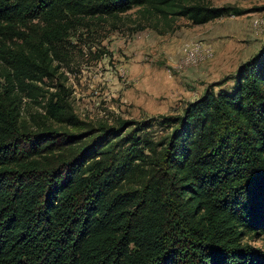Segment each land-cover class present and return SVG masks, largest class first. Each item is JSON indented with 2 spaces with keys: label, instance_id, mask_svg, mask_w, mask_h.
<instances>
[{
  "label": "trees",
  "instance_id": "16d2710c",
  "mask_svg": "<svg viewBox=\"0 0 264 264\" xmlns=\"http://www.w3.org/2000/svg\"><path fill=\"white\" fill-rule=\"evenodd\" d=\"M132 7L196 25L238 13L187 0H0V264H264V249L241 242L264 236V40L216 90L160 117L158 138L148 121L85 123L37 85L71 31ZM11 37L19 47L1 39ZM24 95L45 99L31 123Z\"/></svg>",
  "mask_w": 264,
  "mask_h": 264
},
{
  "label": "rangeland",
  "instance_id": "374dc122",
  "mask_svg": "<svg viewBox=\"0 0 264 264\" xmlns=\"http://www.w3.org/2000/svg\"><path fill=\"white\" fill-rule=\"evenodd\" d=\"M187 2L230 6L238 13L197 25L177 16L148 17L138 7L118 19H89L57 45L53 74L37 85L46 96L59 91L85 123L148 121L147 131L158 138L165 131L160 117L180 113L209 86L216 90L264 40V0ZM1 39L19 47L16 37ZM44 102L40 95L22 96L21 118L36 120ZM241 242L264 249L259 233H244Z\"/></svg>",
  "mask_w": 264,
  "mask_h": 264
},
{
  "label": "crops",
  "instance_id": "0c3cea01",
  "mask_svg": "<svg viewBox=\"0 0 264 264\" xmlns=\"http://www.w3.org/2000/svg\"><path fill=\"white\" fill-rule=\"evenodd\" d=\"M259 46H260V45H258V47H257L254 51H256V50L259 48Z\"/></svg>",
  "mask_w": 264,
  "mask_h": 264
},
{
  "label": "built area",
  "instance_id": "2783aa9c",
  "mask_svg": "<svg viewBox=\"0 0 264 264\" xmlns=\"http://www.w3.org/2000/svg\"><path fill=\"white\" fill-rule=\"evenodd\" d=\"M189 55H195L194 53H190Z\"/></svg>",
  "mask_w": 264,
  "mask_h": 264
},
{
  "label": "bare ground",
  "instance_id": "6f19581e",
  "mask_svg": "<svg viewBox=\"0 0 264 264\" xmlns=\"http://www.w3.org/2000/svg\"><path fill=\"white\" fill-rule=\"evenodd\" d=\"M195 56V55H194Z\"/></svg>",
  "mask_w": 264,
  "mask_h": 264
}]
</instances>
